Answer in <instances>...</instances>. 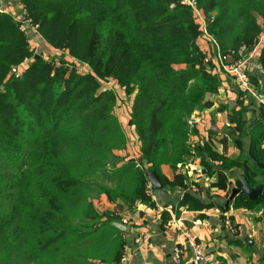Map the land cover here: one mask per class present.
Masks as SVG:
<instances>
[{
  "label": "trees",
  "instance_id": "16d2710c",
  "mask_svg": "<svg viewBox=\"0 0 264 264\" xmlns=\"http://www.w3.org/2000/svg\"><path fill=\"white\" fill-rule=\"evenodd\" d=\"M196 1L205 25L183 0H20L40 45L64 52L58 65L35 49L21 21L0 3V264H11L30 241L47 260L42 264L64 262L75 243L102 241L94 253L107 251L110 263L118 264L125 244L112 224L118 218L100 214L94 200L106 196L128 207H155L142 166L155 170L170 192L188 189L181 166L195 157L207 175L216 174L211 186L226 196V170L245 174L253 186L264 182V169L249 156L251 149L264 161V111L249 120L251 108L239 99L227 115L222 152L212 139L193 145L196 128L188 123L195 110L213 105L208 95L217 94L222 83L214 61H204L215 51L204 29L223 54L237 59L241 47L250 52L262 32L264 0ZM80 64L83 74L70 68ZM14 66L21 67L19 76ZM103 82L112 89H102ZM123 95L131 98L126 110ZM128 127L140 143L133 153ZM228 139L238 155H227ZM237 178L231 182L241 186ZM213 204L186 192L172 211ZM220 207L264 209V199L240 194ZM160 217L164 228L172 215L164 209ZM109 229L105 241L98 233Z\"/></svg>",
  "mask_w": 264,
  "mask_h": 264
},
{
  "label": "crops",
  "instance_id": "0c3cea01",
  "mask_svg": "<svg viewBox=\"0 0 264 264\" xmlns=\"http://www.w3.org/2000/svg\"><path fill=\"white\" fill-rule=\"evenodd\" d=\"M0 3L2 8L15 19L20 20L24 12L20 0H0ZM28 23L30 22L26 21L25 24ZM260 23L263 24L264 19L260 20ZM33 29L31 28L30 36L33 37L32 43L36 47L40 45L42 38ZM40 46L46 49L49 47L46 43ZM263 50L264 43L254 53L247 52L246 68H248L250 75L254 77H252L253 83L258 90L264 89V77L256 72L255 64L260 60ZM48 51L52 52L54 49L50 48ZM221 78L222 83L218 93L208 95L213 100V105L209 108H202V112L199 113L196 121V133L190 136V142L193 145L200 144L204 139H212L218 152L223 151V146L219 140L225 135L224 131L230 125L227 115L237 109L238 100L240 99L236 78L231 74H221ZM250 108L253 116L256 115L257 117L264 111V108L253 99ZM129 131L131 137L135 139L134 146L139 150V141L131 129ZM228 141L227 155H238L239 149L234 145H230L229 139ZM231 149H234V151H231ZM190 163L194 176L188 178V189H175L173 192L163 189L155 190L153 197L155 207L142 203L128 207L121 200L110 201L106 196L94 200V206L100 214L114 210L119 212L118 219L112 222L113 225L115 222H120L130 226L129 231H121L118 228L120 230L118 235L125 241L123 252H126L129 256V264H176L172 254V246L177 240H180L183 257L187 263L192 256V250L189 242L181 237V233L185 229L193 232L198 240L207 242L209 244L208 253L212 257H217L221 264H264V209L230 208L222 211L220 206L226 203L229 195L226 196V190L211 186V183L218 181L216 174L207 175L199 157H195ZM216 166L214 164V168L218 167ZM164 172L168 176L172 175L169 167H166ZM225 174L227 175V187L232 189L235 186L231 182L233 175L227 170ZM186 192L198 198L202 203H214V206L202 210H189L186 206H180L178 214H175L172 208L177 205L179 199ZM142 205H145V207H141ZM164 209L171 211L172 218L162 228L160 213ZM227 217L237 227L236 233H231L227 229L225 224ZM170 222L178 227V229L175 228L177 233L175 236H171L166 232V227ZM140 231L149 232L151 242L154 245L153 248H149L146 244L136 245L134 243L135 235ZM231 241L239 243H232Z\"/></svg>",
  "mask_w": 264,
  "mask_h": 264
},
{
  "label": "built area",
  "instance_id": "2783aa9c",
  "mask_svg": "<svg viewBox=\"0 0 264 264\" xmlns=\"http://www.w3.org/2000/svg\"><path fill=\"white\" fill-rule=\"evenodd\" d=\"M183 3L189 4L194 9L196 15L198 16L202 24L205 25L206 19L199 11L197 7V1L196 0H183ZM22 28H23V25H22ZM204 31L206 35L208 36V38L211 39L215 47L214 53H209V56L207 57V58H212L210 54H215L217 52H220V48L215 42V40L207 33L205 29ZM263 43H264V24H262V32L258 36L257 44H254L251 52L254 53L255 50L259 46H261ZM244 53L247 54V50L245 46L241 47V49L239 50L240 57L234 60L233 64L230 66H226L225 64H223L220 58V60L216 61L217 65L218 64L220 65L218 70L231 74L236 78L238 92L240 94V99L243 100L245 104H247L248 102H251L253 99L258 105L264 108V89L258 90L255 87L250 73L246 70V64H247L248 59L246 60L241 57L244 55ZM255 70L259 75L264 77V61L259 60L258 62H256ZM12 73L19 76L22 73L21 67L14 66L12 68ZM196 121L197 120L195 119L194 121L191 120L189 122L193 126L194 124H196ZM193 127H195V125ZM129 147L131 146H128L129 152L133 153L134 148L131 150L129 149ZM137 165H140V163L137 162ZM178 166H181V164H178ZM191 166H192L191 163L183 164L181 166L182 169H184V172L187 174L188 178L194 176V172ZM146 193L150 195L151 198L153 199L154 191H153L152 184L150 181H148V183L146 184ZM169 212L171 211L169 210ZM112 213L113 215L119 216V212L116 210L112 211ZM225 224H226L227 229L231 233L237 232L235 225L233 224L230 218L227 217L225 219ZM175 228L178 229V227L174 223L172 224L170 222L166 227V232H168L171 236H175L177 235ZM181 237L185 238L189 242L190 248L192 250V256L190 260L186 263L183 257V248L180 247V243H179L180 240H177L172 246V254H173L174 262L176 264H221V261L217 257H212L211 254L208 253L207 248L209 244L203 240H198L196 236L193 234V232H190L187 229H185L184 231H182ZM150 238H151V235L149 234L148 231H140L136 233L135 238H134V243L136 245L146 244L149 248H153L154 245H153V242H151ZM129 261H130V258L128 254H126V252H123L120 258L119 264H129Z\"/></svg>",
  "mask_w": 264,
  "mask_h": 264
},
{
  "label": "rangeland",
  "instance_id": "374dc122",
  "mask_svg": "<svg viewBox=\"0 0 264 264\" xmlns=\"http://www.w3.org/2000/svg\"><path fill=\"white\" fill-rule=\"evenodd\" d=\"M23 14H26L27 15V13H26V11L24 10V12H23ZM28 16V15H27ZM19 21H21V23H22V25H23V29L26 31V33H27V36H28V39H29V41L32 43L33 42V37L32 36H30V30H31V28H34V26L32 25V24H30V23H28V24H25L26 22L25 21H23V20H21V18H20V20ZM264 24V23H263ZM257 41H258V38L256 39V41L254 42V44H257ZM35 49L38 51V52H40V53H42L43 55H44V57H46V58H48L50 61H53V60H56V64L58 65V64H60V60H61V58H62V56L64 55V52L63 51H61V49H59V48H53L54 49V51H52V52H49L48 51V49H46L45 47H41L40 45L39 46H36L35 47ZM40 53H38V54H40ZM211 56H212V58H205L204 59V61H205V63H207V64H209V62H212V61H214L213 63L215 64V68L218 70V68H219V64L217 65V63H216V61H218V60H220V58H221V60H222V63L223 64H225L226 66H230V65H232L233 64V61L234 60H236L233 56H230V54H223L221 51L220 52H217V53H215V54H211ZM242 58H244V59H246L247 60V54L246 53H244V55L243 56H241ZM248 61V60H247ZM71 69L72 68H75L76 69V71H79V72H81L82 74L83 73H85V69H84V65H82V64H80V65H77L76 67H70ZM223 68V67H222ZM246 70L249 72V70H248V68H246ZM220 71V70H219ZM222 74H228V73H225V72H223L222 71ZM251 78H252V76H251ZM253 79V78H252ZM111 84L110 83H108V82H103L102 83V89H112L111 88ZM122 90V92H124V90L123 89H121ZM130 97H126V96H124L123 95V97H122V110H124V107H125V110H126V107L127 106H129V101H130ZM120 100H121V98H120ZM252 102V101H251ZM251 102H248L247 103V106H249V107H251ZM221 104V103H220ZM255 105V104H254ZM120 107H118V109H119ZM200 112H202V109H198V110H195V112L191 115V117L189 118V120H188V123H189V126L191 127V128H193V126L195 125V127H196V124H194L193 126L190 124V122L189 121H191V120H198L197 118H198V116H199V113ZM248 117H249V120L250 119H252L253 118V114H252V112L251 111H249L248 113ZM121 115V116H120ZM118 116L120 117V118H122L123 119V116H124V113H122V111H121V113H119L118 114ZM124 123H127V122H125V121H123ZM125 127H127V125H125ZM227 129H228V126H227V128H226V130L224 131V133L227 131ZM127 132H128V134H129V129L127 130ZM126 142H127V145L128 146H131V147H129V149H133L135 146H134V144H135V139L134 138H132L131 137V135L129 134L128 136H127V138H126ZM230 145H234V142L231 140L230 141ZM235 146V145H234ZM232 147V146H231ZM236 147V146H235ZM245 147H246V149H247V144H246V141H245ZM236 148H238V147H236ZM239 149V148H238ZM231 151H234V149H231ZM112 161V160H111ZM191 161H189L188 163H190ZM139 166V165H138ZM167 167V166H166ZM166 167H164V169L163 170H165V168ZM142 168L143 169H145V168H147L146 166H142ZM165 173V172H164ZM232 175H233V178L235 177H237V176H239V171H234V172H232ZM100 198V197H99ZM98 199V198H97ZM96 200V199H95ZM116 217H114L115 219H117L118 218V216L117 215H115ZM110 232H113V230L112 229H109L108 231L106 230V231H102V230H100L99 231V233L98 234H104V236H105V241H107V237H109L110 236ZM116 233V232H115ZM107 238V239H106ZM114 238V237H113ZM112 238V239H113ZM103 239V240H104ZM115 239H117L118 241H119V237H115ZM31 242V244L30 245H28L30 248H29V250L26 248V250L28 251V255H26V253L25 252H27V251H25L23 254H20L19 256H17V257H15L12 261H11V264H42L43 262H46L47 260H45V257L44 258H40L39 256H40V253H41V250H40V248H38V246H36V244L33 242V241H30ZM29 242V243H30ZM103 242V241H102ZM102 242L101 243H98V244H94V245H92V244H89V246H87V245H82V243H80V244H74L72 247H69L66 251H65V253H67L68 255L66 256V258L64 259V262H61L60 260H55L56 261V263L57 264H88L87 262H89V261H87V260H90L91 261V263L90 264H111L110 262V260L109 259H107V257H106V255L105 254H108V252L107 251H105V252H103L102 254L99 252V251H97V252H99V253H97V255L94 253V247H97V246H100L101 244H102ZM1 248V247H0ZM87 248V249H86ZM93 248V249H92ZM49 253H46V256L48 255ZM96 255V256H95ZM57 256H59V255H57ZM57 256H54L55 258L57 257ZM92 256H95V258L94 257H92ZM102 259H104L103 261H102ZM101 261V262H100Z\"/></svg>",
  "mask_w": 264,
  "mask_h": 264
},
{
  "label": "water",
  "instance_id": "95a60500",
  "mask_svg": "<svg viewBox=\"0 0 264 264\" xmlns=\"http://www.w3.org/2000/svg\"><path fill=\"white\" fill-rule=\"evenodd\" d=\"M21 19L23 21H29V18L26 14L21 15ZM249 156L254 165L258 166L261 169H264V161H259L256 156L252 153L251 149H249ZM147 179L151 182L155 190H162L163 184L161 183L159 176L155 170H148L147 168L144 169ZM240 182L241 186H234L231 189L229 197L226 201V206H229L230 203L234 200V198L240 194H245L250 200L256 201L258 199H264V182L257 183L256 185H251L247 176L245 174H240L237 178ZM141 207H145L142 205ZM114 226L119 228L121 231H129L130 226L115 222Z\"/></svg>",
  "mask_w": 264,
  "mask_h": 264
}]
</instances>
